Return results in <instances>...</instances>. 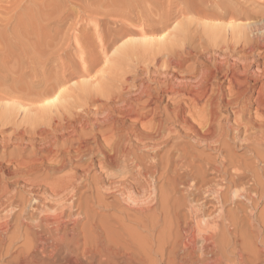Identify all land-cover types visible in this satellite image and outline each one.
I'll use <instances>...</instances> for the list:
<instances>
[{
	"label": "bare ground",
	"instance_id": "1",
	"mask_svg": "<svg viewBox=\"0 0 264 264\" xmlns=\"http://www.w3.org/2000/svg\"><path fill=\"white\" fill-rule=\"evenodd\" d=\"M26 1L0 32V264H264V0Z\"/></svg>",
	"mask_w": 264,
	"mask_h": 264
},
{
	"label": "rangeland",
	"instance_id": "2",
	"mask_svg": "<svg viewBox=\"0 0 264 264\" xmlns=\"http://www.w3.org/2000/svg\"><path fill=\"white\" fill-rule=\"evenodd\" d=\"M4 1H6V3H7V0H0V3H1L0 5H2L1 7L3 8V9L0 8V10H2V11H0V14H1L0 16H3V15H4V18H2L3 21H4L5 18H8V16H9V17L11 16L13 19L10 17V19H12V20L9 21L10 19L8 18V19H6L7 22H6V20H5L4 23H3V21H0V22L3 23V24H2V23L0 24V28H1V26H2V27H5V26H6V25H5V22L7 23V26L5 27V29L2 28L3 30L0 31V32H2V33H3L4 31H5L6 33L8 32V33H7L8 38L6 37V36H7L6 33H5V32L3 33L4 36H5V38H6V39H9V38L12 39V38L14 37V36H13V35H14V31H13V29L15 30V27H12V26L16 25L15 22H16L17 20H15V19H16L15 16H17V15H16V13H15V14L12 16L11 14H13V11L9 12V10L6 11V10L4 9L3 5H7V4H5ZM24 1H26V0H24ZM24 1H23V2H24ZM29 1H30V0H29ZM29 1H28V2H29ZM218 1L220 2V0H218ZM222 1H223V0H221V2H222ZM3 2H4V3H3ZM21 2H22V0H21ZM23 2H22V3H23ZM26 2H27V1H26ZM28 2H27V3H28ZM86 2H87V1H86ZM223 2H224V1H223ZM223 2H222V4H223ZM2 3H3V4H2ZM24 3H25V2H24ZM82 3H85V2L83 1ZM231 3L233 4V1H232ZM85 4H86V3H85ZM235 4H238V3H235ZM248 5H250V4H248ZM248 5H247V6H248ZM204 7H205V5H203L201 8H204ZM254 7H255V5L253 6V8H252V6L250 5V7L248 6V9H249V10L251 9L252 12H255V11H253V10H254V9L256 10L257 8H256V7L254 8ZM4 10H5L6 12H5ZM8 12H9V13H8ZM18 12H19V14H20V12L22 13V11H19V10L17 11V13H18ZM6 15H7V17H6ZM190 18H192V17H190ZM0 20H1V18H0ZM8 21H9L10 24L8 23ZM69 21L71 22V20H69ZM96 21H97V19H92L91 21L89 20V21H88V22H89V26H88V22H84V23L79 24V25H81V26H79V29L77 30V36H78V34H79V36L81 37L83 34L86 35V34H88V32L91 33L93 29L95 30V27H96V24H97ZM228 21H229V19L226 18V19L223 20V23H229ZM13 22H14V23H13ZM93 22H95V23L93 24ZM205 22H207V20H206ZM209 22H211V21H209ZM209 22H208V23H209ZM212 22H213V21H212ZM212 22H211V23H212ZM11 23H12V25H11ZM53 24H54V25H53ZM66 24H67V23H66ZM66 24L64 25V27H66V28H63L64 30L67 29V26H68V25H66ZM68 24H69V23H68ZM3 25H4V26H3ZM8 25H9L10 27H9ZM52 25H53V26H52ZM52 25H50V26H52L51 29H53V28L56 27V25H55L54 22H52ZM91 25H92V26H91ZM84 26H85V30L83 29ZM87 26H88V27H87ZM94 26H95V27H94ZM7 27H8V28H7ZM80 27H83V28L81 29L82 31L80 30ZM91 27H94V28L92 29ZM11 28H12V29H11ZM10 29H11L12 32H10ZM91 29H92V30H91ZM6 30H7V31H6ZM80 31H81V32H84V33H82V35H81ZM85 31H87V32H85ZM9 32H10V33H9ZM199 32H200V31H199ZM3 34H2V36H3ZM12 34H13V35H12ZM9 35H10V36H9ZM11 35H12V37H11ZM84 35H83V36H84ZM4 36H3V39H4ZM79 36H78V37H79ZM82 38H83V37H82ZM100 38H101V37L97 38L96 40H95V39H92V40H94V42L90 39L89 42H92L93 44H98L97 42L99 41V44H98V45H100V44L103 42L104 37H102L103 39H100ZM14 39H15V38H14ZM70 39H71V41H72V39L74 40V39H76V38L71 37ZM77 39H80V38H77ZM77 39H76V40H77ZM76 40L74 41L75 43H77ZM77 41H78V40H77ZM82 41H83V39H82ZM79 42H81V40H79ZM79 42H78V43H79ZM4 45H5V44H4ZM98 45H97V46H96V45H95V46H92V47H94V48H92V49H94V50H93L94 52L96 51L95 53L100 54V57H101L103 53H102V52H99V51H98L99 49L96 48V47H98ZM1 47H3V44H2ZM96 49H97V50H96ZM71 50H72V51H70V52L72 53V52L74 51V48H72ZM97 51H98L99 53H98ZM110 52H111V51H110ZM101 53H102V54H101ZM76 55H77V54H76ZM76 55H75V59L78 61L79 58H81V56L79 57V55H77V56H78V57H77ZM103 56H104V54H103ZM103 56H102V57H103ZM81 59H82V58H81ZM81 59H80L79 61H81ZM81 62H82V61H81ZM100 66H101V65H100ZM95 74H96V73H93L92 75H95ZM92 75H91V76H92ZM92 78H93V77H92ZM67 86H68V85H67ZM8 131L10 132V130H8ZM8 134H9V133H8ZM8 150H11V147H9ZM197 150H201V149H198V148H197ZM162 152H163V151H162ZM202 152H203V151H202ZM236 152L238 153V155H240V154L242 153V150H237V149H236V150L234 151L235 155H237ZM203 153H204V154H207L208 152H205V151H204ZM101 212H102V213H101ZM99 213H101L102 215H105V214H106V213L103 212V211H100ZM101 214H100V215H101ZM119 262H120V261L118 260V263H119Z\"/></svg>",
	"mask_w": 264,
	"mask_h": 264
}]
</instances>
